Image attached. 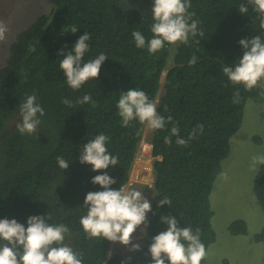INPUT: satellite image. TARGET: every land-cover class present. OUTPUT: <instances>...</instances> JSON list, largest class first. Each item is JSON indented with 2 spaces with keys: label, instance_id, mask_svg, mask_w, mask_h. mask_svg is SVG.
Wrapping results in <instances>:
<instances>
[{
  "label": "trees",
  "instance_id": "16d2710c",
  "mask_svg": "<svg viewBox=\"0 0 264 264\" xmlns=\"http://www.w3.org/2000/svg\"><path fill=\"white\" fill-rule=\"evenodd\" d=\"M53 1L52 14L38 19L20 35L11 47L7 67L0 71V219H16L27 227L28 217L48 216V223L68 226L64 243L80 255L82 264H123L120 253L109 255L112 241L89 238L84 232L80 224V218L87 214L84 199L90 191L103 190L91 179L105 171L117 181L111 185L113 189L128 183L146 123L133 120L123 127L119 98L137 88L155 102L164 79L157 112L165 119L171 116L172 122L165 129L154 130L152 211L143 244L129 256L127 264H151V238L167 229L161 215H173L180 227H191L193 232L199 229L207 252L216 242L210 202L214 182L230 154V140L242 126L246 102L254 99L262 103L264 99V78L247 91L223 73L225 66L237 63L242 56L240 39L260 35L264 40L258 13L247 0H191L188 11L195 13L192 19L200 21L198 27L204 35L190 37L187 45L179 42L169 68L174 44L165 43L152 54L147 47L137 48L132 36L133 31H139L146 41L152 38L153 0ZM241 4L249 8L246 15L238 10ZM72 26L77 27L76 33L71 32ZM85 32L90 39L83 62L100 53L108 58L97 78L73 90L59 67V52L71 51ZM193 56L198 59L190 65ZM237 89L239 102L233 103ZM32 94L45 113L39 117L38 133L22 135L16 126L8 129L10 121L20 115V105ZM85 94L91 101L77 104ZM64 98L71 99L73 107L61 103ZM173 123L185 139L199 124L204 125V131L185 146L177 145L176 137L165 144ZM101 133L110 138L107 150L119 163L93 172L92 166L81 164L78 157L83 145ZM58 156L69 163L67 169L59 167ZM256 183L264 187V165H260ZM165 196L171 199L172 207L158 206ZM229 232L246 235L247 223L234 221ZM255 239L258 243L264 240V229ZM4 243L0 240V245ZM222 264L229 262L224 259Z\"/></svg>",
  "mask_w": 264,
  "mask_h": 264
},
{
  "label": "clouds",
  "instance_id": "9594fccd",
  "mask_svg": "<svg viewBox=\"0 0 264 264\" xmlns=\"http://www.w3.org/2000/svg\"><path fill=\"white\" fill-rule=\"evenodd\" d=\"M247 2L253 11L258 13L259 27L264 29V0ZM189 8L191 0H153L154 23L150 29L152 38L146 41L141 32L133 31L135 46L140 49L147 47L149 53L155 54L164 48L165 43L180 42L187 45L190 37L203 36V31L198 27L200 21L192 19L195 13L189 12ZM238 10L242 15H246L249 8L241 4ZM77 30V27L72 26V33H76ZM8 32V25L0 21V42L7 39ZM89 39V34L85 32L79 36L71 51L59 52L62 57L59 67L66 77L68 86L73 90H79L86 81L97 78L102 64L108 58L106 54L100 53L95 59L83 62L85 54L89 51ZM239 44L244 49L242 56L237 63L225 66L223 73L232 84L243 85L245 90L250 91L264 78V40L260 35H255L251 39H240ZM197 59L193 56L189 64L194 65ZM239 98L240 92L237 89L233 103H238ZM91 99L90 95L85 94L76 103L85 104ZM61 103L73 107L71 99L64 98ZM117 106L123 127H127L133 120H138L141 124L146 123L152 130H161L172 122L171 116L165 119L158 114L157 105L149 100L145 91L137 88L124 92ZM44 114L36 95H28L20 105L21 122L16 125L17 131L22 135L38 133V126L41 124L39 117ZM203 131L204 125L199 124L185 139L180 136L179 128L173 123L164 142L171 144L172 137H176L175 143L185 146L189 140ZM109 139L107 135L101 133L86 142L78 157L80 163L91 165L93 172L108 169L110 165H118V157L111 155L107 150ZM151 141L152 139L146 146L150 148L152 157ZM56 159L61 169L68 168L69 163L65 159L59 156ZM258 165H264V154L252 157L251 169L255 171ZM91 183L99 185L103 190L90 191L86 194L84 207L87 214L80 218L84 232L89 238L103 237L109 241L129 245L136 230L143 225L141 228L143 232L148 226L147 214L152 211L150 201L141 191L134 189L125 191L127 184L119 190L113 189L111 185L117 181L106 171L92 177ZM163 205L172 207L171 199L167 196L159 199L158 206ZM49 219L48 216H30L27 219V227L16 219H0V240L6 242L0 245V264H82L80 255L64 243L65 234L70 232L68 226L62 223L50 224L47 222ZM160 221L167 225V229L151 238L148 248L151 264H166V261L168 264H201L206 256V249L201 241L199 229L193 232L191 227H180L179 221L171 214L161 215ZM139 249V244H132V250ZM130 260L129 257H124L123 264Z\"/></svg>",
  "mask_w": 264,
  "mask_h": 264
},
{
  "label": "rangeland",
  "instance_id": "374dc122",
  "mask_svg": "<svg viewBox=\"0 0 264 264\" xmlns=\"http://www.w3.org/2000/svg\"><path fill=\"white\" fill-rule=\"evenodd\" d=\"M179 42L170 50L168 67H172L173 56ZM164 73L163 77L165 76ZM163 79L155 104L160 103L164 94ZM259 85V84H257ZM264 89V86L261 85ZM21 122V116H15L8 124V129ZM154 130L144 128L143 139L139 144L130 177L125 191H141L152 206L154 173L153 163L156 160L150 156V142ZM254 138L261 141L256 143ZM264 154V99L262 103L254 99H248L244 109V118L240 130L230 140V154L222 162V171L213 185L210 196L211 208L214 213L212 228L216 234V242L206 252L204 264H222L227 259L229 264H264V240L258 243L255 235L264 229V187L256 183V175L260 171V165L252 170L250 165L252 157ZM149 213L147 214V221ZM243 220L247 223V234L234 236L229 232L232 222ZM144 226L142 225L141 228ZM138 228L133 234L131 243L123 245L119 241L111 244L109 255L120 253L129 257L136 250H132V244H143L145 230ZM139 251V250H138Z\"/></svg>",
  "mask_w": 264,
  "mask_h": 264
},
{
  "label": "water",
  "instance_id": "95a60500",
  "mask_svg": "<svg viewBox=\"0 0 264 264\" xmlns=\"http://www.w3.org/2000/svg\"><path fill=\"white\" fill-rule=\"evenodd\" d=\"M55 9L53 0H0V21H4L9 32L0 42V71L7 67L11 47L21 34L27 32L38 19L50 16Z\"/></svg>",
  "mask_w": 264,
  "mask_h": 264
}]
</instances>
